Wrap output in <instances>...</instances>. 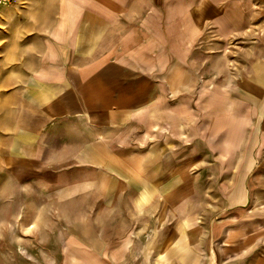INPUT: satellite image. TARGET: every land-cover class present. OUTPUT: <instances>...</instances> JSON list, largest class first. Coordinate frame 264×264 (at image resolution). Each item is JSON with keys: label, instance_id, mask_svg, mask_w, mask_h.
I'll use <instances>...</instances> for the list:
<instances>
[{"label": "crops", "instance_id": "1", "mask_svg": "<svg viewBox=\"0 0 264 264\" xmlns=\"http://www.w3.org/2000/svg\"><path fill=\"white\" fill-rule=\"evenodd\" d=\"M188 2L0 6L16 78L0 97V166L35 209L71 212L64 264H150L142 220L164 187L167 213L149 211L157 263L264 264L256 5Z\"/></svg>", "mask_w": 264, "mask_h": 264}, {"label": "rangeland", "instance_id": "2", "mask_svg": "<svg viewBox=\"0 0 264 264\" xmlns=\"http://www.w3.org/2000/svg\"><path fill=\"white\" fill-rule=\"evenodd\" d=\"M176 5H186L189 0H173ZM209 0H190L193 4L200 5ZM233 0H228V3ZM244 5H256L257 18L259 20L260 36L264 35V0H240ZM39 0H14L11 3L2 5H35ZM162 3H171V0H161ZM4 26H0V97L1 93L5 91L15 81V75L12 70V32L5 31ZM6 29V28H5ZM264 46V37L261 38L260 48ZM234 53V52H233ZM235 56V53L233 54ZM23 188L15 184L13 179L0 166V264H64L66 260H62V253L60 246L64 241L66 235L65 230L68 228L67 213L65 208L60 211L53 210V207L45 209H36L33 207L35 202L27 201L29 194L27 189L22 193ZM212 195L218 193V187H211ZM165 192V193H164ZM163 201L158 203L157 211L159 212L163 206L164 213H167V193L164 187ZM204 187L197 186L196 194L198 197L204 194ZM33 199L36 197L34 190L30 195ZM41 197V195H40ZM201 196L195 202L196 212L201 216L209 212L212 203L204 201ZM214 204V203H213ZM219 201L217 200V205ZM31 205V207H30ZM154 203L149 204V211H156ZM57 210V209H56ZM180 212L186 213L188 210L187 196L180 202ZM147 219L142 220V227H147V240L149 247V256L152 255L150 264L157 263L154 242L157 232V217H151L149 213ZM153 211V212H154ZM160 213V212H159ZM187 218V217H186ZM203 217L197 218L196 222L203 221ZM75 220V219H72ZM81 221L83 219H80ZM171 219L166 218L164 225L169 224ZM116 220L113 221V223ZM126 221V220H125ZM129 222V219H128ZM126 223V222H125ZM203 223V222H202ZM201 223V224H202ZM86 227L92 228L91 222ZM104 227L107 229V218H105ZM110 234L115 236V226H111ZM166 233V237L170 236ZM86 264H92L93 260L84 258L81 260ZM108 264V263H105Z\"/></svg>", "mask_w": 264, "mask_h": 264}, {"label": "built area", "instance_id": "3", "mask_svg": "<svg viewBox=\"0 0 264 264\" xmlns=\"http://www.w3.org/2000/svg\"><path fill=\"white\" fill-rule=\"evenodd\" d=\"M14 0H0V6L2 5V4H6V3H11V2H13Z\"/></svg>", "mask_w": 264, "mask_h": 264}]
</instances>
